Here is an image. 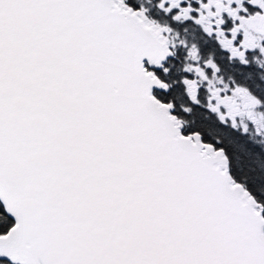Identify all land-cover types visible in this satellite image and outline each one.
I'll use <instances>...</instances> for the list:
<instances>
[{
    "label": "snow or ice",
    "instance_id": "snow-or-ice-1",
    "mask_svg": "<svg viewBox=\"0 0 264 264\" xmlns=\"http://www.w3.org/2000/svg\"><path fill=\"white\" fill-rule=\"evenodd\" d=\"M0 264H264V0H0Z\"/></svg>",
    "mask_w": 264,
    "mask_h": 264
}]
</instances>
